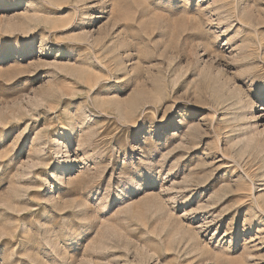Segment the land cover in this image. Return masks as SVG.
I'll return each instance as SVG.
<instances>
[{"label":"rangeland","instance_id":"1","mask_svg":"<svg viewBox=\"0 0 264 264\" xmlns=\"http://www.w3.org/2000/svg\"><path fill=\"white\" fill-rule=\"evenodd\" d=\"M0 264H264V0H0Z\"/></svg>","mask_w":264,"mask_h":264}]
</instances>
